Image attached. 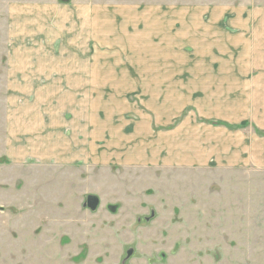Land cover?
I'll return each mask as SVG.
<instances>
[{"label": "rangeland", "instance_id": "obj_1", "mask_svg": "<svg viewBox=\"0 0 264 264\" xmlns=\"http://www.w3.org/2000/svg\"><path fill=\"white\" fill-rule=\"evenodd\" d=\"M247 81L264 0H0V264H264Z\"/></svg>", "mask_w": 264, "mask_h": 264}, {"label": "crops", "instance_id": "obj_2", "mask_svg": "<svg viewBox=\"0 0 264 264\" xmlns=\"http://www.w3.org/2000/svg\"><path fill=\"white\" fill-rule=\"evenodd\" d=\"M241 83V84H240ZM238 85V88H241L242 91H238L236 93V97L239 98V96L243 97V99L245 98V93L246 96L248 97V95L251 97L252 102L254 100H256L257 98H259L260 96L264 98V81H250V82H237L236 83ZM243 86V87H242ZM245 88L247 91L250 92H245ZM251 115L247 116V119H250L251 124L256 127L257 129L259 128V130H263L264 131V125H262L261 123H259L260 120H258L256 113H263L264 114V104L259 105L254 107L253 104L255 103H251ZM239 132V131H237ZM249 140H247V144H249ZM254 143V142H252Z\"/></svg>", "mask_w": 264, "mask_h": 264}, {"label": "water", "instance_id": "obj_3", "mask_svg": "<svg viewBox=\"0 0 264 264\" xmlns=\"http://www.w3.org/2000/svg\"><path fill=\"white\" fill-rule=\"evenodd\" d=\"M66 1V0H64ZM98 205V200L95 197H88L87 198V207L91 210L94 211L97 208Z\"/></svg>", "mask_w": 264, "mask_h": 264}, {"label": "flooded vegetation", "instance_id": "obj_4", "mask_svg": "<svg viewBox=\"0 0 264 264\" xmlns=\"http://www.w3.org/2000/svg\"><path fill=\"white\" fill-rule=\"evenodd\" d=\"M88 197H90V196H88ZM88 197H87V198H88ZM87 198H86L85 206H86V208H87L89 211H91V210L87 207ZM97 200H98V198H97ZM98 206H99V201H98L97 208H98ZM97 208H96V209H97ZM96 209H95V210H96ZM95 210H94V211H95Z\"/></svg>", "mask_w": 264, "mask_h": 264}, {"label": "trees", "instance_id": "obj_5", "mask_svg": "<svg viewBox=\"0 0 264 264\" xmlns=\"http://www.w3.org/2000/svg\"><path fill=\"white\" fill-rule=\"evenodd\" d=\"M243 125H244V124H240V125H239V128H240V127H243Z\"/></svg>", "mask_w": 264, "mask_h": 264}]
</instances>
